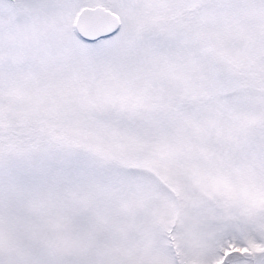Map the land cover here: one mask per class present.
I'll list each match as a JSON object with an SVG mask.
<instances>
[{
	"label": "snow or ice",
	"instance_id": "1",
	"mask_svg": "<svg viewBox=\"0 0 264 264\" xmlns=\"http://www.w3.org/2000/svg\"><path fill=\"white\" fill-rule=\"evenodd\" d=\"M0 264H264V0H0Z\"/></svg>",
	"mask_w": 264,
	"mask_h": 264
}]
</instances>
